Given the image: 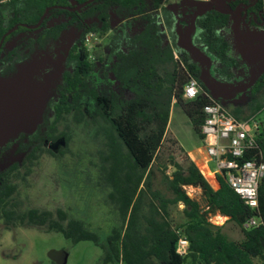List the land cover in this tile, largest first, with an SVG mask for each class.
<instances>
[{"label": "trees", "instance_id": "1", "mask_svg": "<svg viewBox=\"0 0 264 264\" xmlns=\"http://www.w3.org/2000/svg\"><path fill=\"white\" fill-rule=\"evenodd\" d=\"M0 40L26 30L22 24L35 27L30 31L40 33L39 42L64 43L74 33L79 47L85 52L78 61L74 75H69L68 95L58 108L57 120L52 133L47 136L51 143L59 138L69 141L67 130L57 125L65 115L73 112V119L83 120L82 98L88 95L106 125H101L96 135L103 136L100 149V180L98 184L109 190L108 201L117 211L121 231L115 230L107 243L113 255L121 252L124 264H264V177L258 188V208L254 212L231 189L224 174L217 175L218 188L214 190L199 168L190 161L187 166L169 157L163 164L159 153L162 149L170 120L172 103L181 108L192 124L193 130L203 139L205 122L204 106L210 103V91L203 81V69L186 51L175 56L174 47L165 45L159 35L160 27L148 24L131 40L139 49L128 53H114L117 59L112 68L120 85L134 94L130 99L99 92L89 84L88 76L97 71L96 64L87 58L85 41L89 34H106L120 14H145L149 7L164 9L165 0H0ZM85 4L79 10L78 6ZM234 7V6H233ZM49 9V10H48ZM264 19V0L254 7ZM6 12V15L4 14ZM149 20V16H146ZM230 14L217 10L207 11L198 17L199 28L194 44L205 48L211 57V72L215 77L231 81L240 67V61L231 52L233 45L226 33L232 24ZM258 18V16H257ZM168 21H173L171 15ZM257 19L253 25H262ZM13 32L8 35L9 30ZM8 35V36H6ZM176 44V43H175ZM200 83L201 92L194 99L184 97V88L190 79ZM264 90V71L252 85L253 93ZM70 102H67V98ZM233 115L241 119L236 113ZM262 133L255 147L243 159L255 158L264 163V121ZM51 153L38 147L24 161L32 162L39 153ZM167 164L174 167L172 175L166 174ZM13 168L0 173V214L6 220L18 219L34 227H46L48 232L60 234L77 244L91 241L100 246V237L90 231L81 220L71 218L58 209H30L16 214L6 210L16 186L10 184ZM160 173L164 191L155 187ZM201 190L203 205L191 198L186 188ZM149 195L146 210H142L144 198ZM184 205L186 218L182 228L173 227L169 207ZM217 214L225 216L241 230L244 239L232 241L222 231L223 226L212 224ZM256 216L262 224L245 229L244 223ZM189 242L185 256L176 253L180 236ZM107 256H111L107 254ZM67 254L60 264H64Z\"/></svg>", "mask_w": 264, "mask_h": 264}, {"label": "rangeland", "instance_id": "2", "mask_svg": "<svg viewBox=\"0 0 264 264\" xmlns=\"http://www.w3.org/2000/svg\"><path fill=\"white\" fill-rule=\"evenodd\" d=\"M196 2L192 0H165L164 9L149 7L145 14H120L117 17V25L114 26L113 24L112 29L108 30L106 34H89L85 41L87 60L97 66V71L90 76L89 83L99 92L109 96L114 94L120 99L134 97L132 92L123 88L115 79L112 68L117 59L114 53L119 51L128 53L130 50L139 49L137 45L131 43V40L139 35L148 24L159 26L160 37L165 42L171 41L170 44L174 47L175 52L179 53L180 49L175 41L178 35H181L182 39L184 38L185 31L191 27L193 18L195 27L192 36L193 43L198 34L199 28L196 21L199 14L194 16L197 11L195 9ZM174 6L184 7L185 11L178 12L179 17L177 16V19L168 21L167 17L173 12ZM146 16H149L150 19L148 20ZM30 35L22 33L13 38L5 46V52L16 44H24ZM54 50L55 47L48 46L45 51L48 54L53 53ZM178 53H176L177 56ZM30 62L31 60L28 59L26 63L18 65L17 73L10 75L11 79L19 78L22 66H26ZM212 79L229 83V81L215 77L211 72L210 80ZM236 83L240 82L238 80L230 82V84ZM238 90L233 91L231 95L237 94L236 97H239V102L245 106L258 100V93L255 94L250 90L238 92ZM258 103L264 105V95ZM226 108L231 113L230 108ZM82 111L84 117L80 124L74 121L72 114H68L58 125L59 130H67L68 143L65 138H61L56 143L50 144L44 141V137L41 135L28 138L29 143H26V137L17 140V136L22 134L21 131L16 134L11 132L4 141L5 143L13 140V145L10 153L3 160H0V172L18 164L17 168L10 174V184L16 186V191L11 196L10 204L6 210H14L16 214H22L30 209L49 210L53 213L62 209L71 218L83 221L90 231L100 237V246L91 241L74 244L70 240L64 239L60 234L48 232L46 227H34L26 222L21 223L18 219L8 221L0 214V219L6 224L14 222L28 230L27 238H23L25 243L23 249H27L29 252L24 256L28 255L30 260L37 259L35 260L36 264H60L65 253L67 257L64 264H120L122 261L121 252H118L117 256L113 255L107 243L108 237L115 230L121 231V221L117 211L108 201L109 190L98 184L101 165L98 151L102 149L104 139L103 136L96 135V131L101 125L106 124L100 117L96 104L88 95L83 96ZM258 113L259 110L256 108L247 116ZM258 117L264 121V109ZM41 121L37 118L33 129L30 132L23 131V133L31 134L38 125H41ZM42 133L43 131L39 134ZM37 142L42 145V149L50 150L51 153H39L37 159L23 164L22 161L30 150L29 146H33ZM201 150L204 158L212 164L213 161L207 156L203 148L202 140L193 130L187 116L175 103L172 106L170 124L159 153L160 161L165 164L168 158L172 157L176 163L187 166L192 161L189 154L201 153ZM166 165V174L170 176L174 172V167L167 163ZM160 176L159 173L155 187L164 191L160 183ZM186 192L191 198L198 200L203 205L200 189L188 187ZM148 198L149 195H146L142 210H146ZM168 210L173 227L182 228L186 221L183 212L184 205L170 206ZM211 222L216 226H223L222 231L230 240L241 241L244 239L238 226L228 221L225 216L217 214L211 218ZM107 254L111 256L109 257ZM25 261L26 259L21 257L16 264H25Z\"/></svg>", "mask_w": 264, "mask_h": 264}, {"label": "flooded vegetation", "instance_id": "3", "mask_svg": "<svg viewBox=\"0 0 264 264\" xmlns=\"http://www.w3.org/2000/svg\"><path fill=\"white\" fill-rule=\"evenodd\" d=\"M192 1H197L195 16L203 10L202 5L204 3L199 0ZM5 2L6 1H0V4H4ZM211 3L221 9L230 11L231 17H235L245 25H253L252 22H257L258 18H260V20L262 19V21L264 20L260 12H255L254 10L258 0H211ZM172 11L171 18L173 20L177 16L179 17L178 12H183L185 10L184 7L174 6ZM4 14L6 15V12H4ZM113 24L116 26L114 21L112 25ZM22 25L26 30L10 35L13 32L11 29L7 32V34L10 35L9 38L5 39V36H3L0 40V144L4 143L11 132L16 134L18 131H21L22 134L17 136V140L26 137V143H29L28 138L30 139L34 138L36 135H41L44 137V141L54 144L62 137L56 142L51 143L50 140L47 139V136L52 133L54 123L57 120L58 108L64 99L63 93L65 92L66 95H68L69 75H74L78 61L84 60L85 52L79 47V39H77V36H75L73 32L70 33V37L66 39L63 44L54 41H48L46 43L44 41H38L40 36L38 31H30L35 29L34 26ZM111 29L110 27V30ZM22 33L31 35L24 44H16L5 52L4 49L7 43ZM34 34L35 36H33ZM161 39L163 40V38ZM165 45L168 44L165 43ZM48 46L55 47L53 53L47 54L45 50ZM31 55L33 56L32 59ZM27 58L29 61L31 60V62L26 64V66H22L23 68H21L20 75L18 72L20 77L11 79L10 75L16 74L17 66L26 63L28 60ZM93 73L94 72L88 76V81ZM13 102L15 106H18L11 111ZM67 102H70V97L69 99L67 98ZM73 112L74 111L70 114L73 115ZM37 118L42 120L41 125H38L37 129L31 134H24L23 131L27 130L30 132L33 129ZM64 119L65 117L63 120ZM61 122L62 120L59 124ZM41 131H43V133L39 134ZM12 141L13 140H10L0 145V160H3L4 157L10 153L13 145ZM29 147L30 150L27 155L33 150L38 151V147L42 148V145L37 142ZM25 158L22 161L23 164ZM17 165L18 164H14L2 172L11 168L14 170L17 168Z\"/></svg>", "mask_w": 264, "mask_h": 264}, {"label": "built area", "instance_id": "4", "mask_svg": "<svg viewBox=\"0 0 264 264\" xmlns=\"http://www.w3.org/2000/svg\"><path fill=\"white\" fill-rule=\"evenodd\" d=\"M211 3V0H199ZM200 93L196 79H190L184 88V97L194 99ZM210 103L204 106L205 122L202 126L203 142L211 160L215 163V174H224L226 182L252 211L258 208V188L264 177V163L255 159H243L255 147L256 139L262 133V122L257 115L238 119L220 102L209 96ZM262 220L256 216L243 225L245 229L256 228ZM189 242L180 236L176 253L185 256ZM120 264H123L121 261Z\"/></svg>", "mask_w": 264, "mask_h": 264}, {"label": "crops", "instance_id": "5", "mask_svg": "<svg viewBox=\"0 0 264 264\" xmlns=\"http://www.w3.org/2000/svg\"><path fill=\"white\" fill-rule=\"evenodd\" d=\"M247 28H249V33L247 36H245ZM226 33L233 45V50L231 54L235 58H237L241 64L239 70H237L238 72L236 71L235 73V77L230 82L234 80H238L240 82V83H236L237 85L236 90L240 89L238 90V92L239 91L245 92L249 90L252 91V84L254 80H256V78L264 71V28L262 27V25H248V24L245 25L242 22L238 21L235 17H233L232 24L228 29H226ZM165 43L168 44L169 42H165ZM175 43L177 44L178 48L181 51H185V49H183V45H185V37L182 39L181 35L180 36L178 35ZM194 46L200 49L201 51H203L210 58L212 57L210 54L206 52L204 47L195 44ZM253 46H256V48L254 49L255 51L251 49ZM245 47L249 49H246ZM176 53L175 56L177 57ZM263 93L264 90L257 94L259 96H258V100H256L255 103L253 102V104L246 106L241 102H239V97H236L238 96L237 94H234L233 96L231 95L232 93L230 95L223 94L222 96L214 98L210 93V97L212 99L214 98L216 101H219L225 108L229 107L232 114L234 112L241 119H247L251 116H255V115L259 116L260 112H262V110L264 109V105L262 106L258 103V101L262 99L264 95ZM175 103L176 102H173L172 106ZM246 107L247 110H249L248 112L246 110ZM256 108L257 110H259L258 114L247 116L248 113H250L251 111H255ZM171 113H172V107H171ZM169 124H170V120H169ZM203 148L207 154L204 142H203ZM200 152L201 153L199 152L191 153V155L189 154V156L191 160L195 163V165L199 168L200 172L203 174L207 182L212 186L214 190H216L218 188V180H217V175L215 174V163L214 162H212V164L209 163L204 158L202 150ZM28 233H29L28 230H26L24 226H20L19 224H16L14 222L6 224L5 222H3L2 219H0V264H16L21 257L22 258L24 257L26 259L25 264L37 263L35 261L37 259L30 260L28 255L24 256L29 252L27 251V249L26 250L23 249V246L25 244L23 242V238L26 239Z\"/></svg>", "mask_w": 264, "mask_h": 264}, {"label": "water", "instance_id": "6", "mask_svg": "<svg viewBox=\"0 0 264 264\" xmlns=\"http://www.w3.org/2000/svg\"><path fill=\"white\" fill-rule=\"evenodd\" d=\"M83 6H85V4L78 6L77 8H75V10H79ZM202 6H203L202 7L203 10L199 13V16L203 15L204 13H206L207 11H210V10H217V11H220L223 13H228V14L231 13L228 10H224V9L219 8L218 6H214L213 3H204ZM194 32H195V27H194V18H193L192 23H191V27L188 28L184 34L185 45H183V49H185V51L193 58L194 62H196L197 64H199L202 67L203 72H204L203 81H204L205 85L207 86V88L209 89L211 95L214 98L222 96L223 94H229L230 95L231 93H233V91H235L237 89V85L236 84H230V82L229 83L219 82V81H217V79L210 80L211 79V58L209 56H207L203 51H201L200 49H198L194 46L193 41H192V36L194 35ZM248 33H249V28L246 29L245 36H247ZM255 48H256V46H253L251 49L254 50ZM246 49H249V48H246ZM14 102H13V106L11 107V111L18 106V105L15 106L16 102L15 103Z\"/></svg>", "mask_w": 264, "mask_h": 264}]
</instances>
